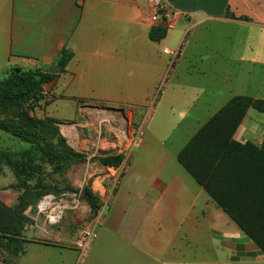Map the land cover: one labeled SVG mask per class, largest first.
<instances>
[{
	"label": "crops",
	"instance_id": "0c3cea01",
	"mask_svg": "<svg viewBox=\"0 0 264 264\" xmlns=\"http://www.w3.org/2000/svg\"><path fill=\"white\" fill-rule=\"evenodd\" d=\"M162 2L180 16L174 29L155 39L158 27L150 16ZM262 36L264 0H0V80L17 67H59L62 52H70L31 112L64 123L61 134L88 157L68 172L75 191L58 195L53 188L50 194L61 197L50 212L61 213L59 220L31 207L30 243L1 264H20L28 252L27 264H77L80 230L66 223L69 214L78 220L80 209L92 211L81 203L85 186L101 211L81 264H264L260 248L178 160L233 97L264 99L258 89L264 88ZM165 50L179 55L173 61ZM171 95L175 106L189 105L157 131L156 111ZM59 101L65 105L56 108L71 107L74 119L48 115ZM250 113L234 138L261 145ZM168 126L186 140L178 150L167 145L172 136L167 142L157 137ZM137 128L141 142L132 152ZM119 154L125 159L118 168L102 162ZM17 197L0 193L8 207Z\"/></svg>",
	"mask_w": 264,
	"mask_h": 264
},
{
	"label": "trees",
	"instance_id": "16d2710c",
	"mask_svg": "<svg viewBox=\"0 0 264 264\" xmlns=\"http://www.w3.org/2000/svg\"><path fill=\"white\" fill-rule=\"evenodd\" d=\"M166 32L156 28L152 37L161 39ZM71 57L64 50L60 65L65 67ZM55 77L41 69L17 67L0 80V130L26 144L17 150L0 145V173L7 167L16 180L11 187L20 193L11 207L0 201V250L12 257L24 254L30 243L25 237L30 222L26 212L55 193L54 186L45 182L46 166L64 174L88 159L69 145L57 119H37L29 111ZM250 109L264 114V99L233 97L190 139L178 160L264 253V141L258 145L234 138ZM124 159L119 154L102 158V162L118 168ZM83 197L95 213L100 210L99 198L92 190L86 188Z\"/></svg>",
	"mask_w": 264,
	"mask_h": 264
},
{
	"label": "rangeland",
	"instance_id": "374dc122",
	"mask_svg": "<svg viewBox=\"0 0 264 264\" xmlns=\"http://www.w3.org/2000/svg\"><path fill=\"white\" fill-rule=\"evenodd\" d=\"M261 47L264 48V36H262V46ZM262 58H264L263 54H262ZM261 77H262V80H263V77H264V72L263 71L261 72ZM258 89H261L259 94L264 96V88L262 87V88H258ZM256 93H258V92H256ZM172 101H173V95L169 96L164 101V103L160 106L159 110L156 111V114H157V116H156L157 120L156 121L158 122V125H157V127H158L157 129L158 130L157 131H159L161 124H164L165 122H167V123L169 122V118H170V120H172V119L173 120L174 119L178 120L179 119L178 114H180L182 111H184L186 109V106L189 105V104H179V105L175 106V104H173L174 102H172ZM62 105H65L62 101L57 102V105L56 104L55 105L54 104L51 105L49 107V110H48V113H49L48 115H59V116L63 117L62 119H65L66 121H71L72 119H74V115L75 114L72 112L71 107H68L67 109H65L63 111H60V110H58L56 108V107H59V106H62ZM190 106L193 107V104L191 103ZM29 111H31V110L29 109ZM55 111H59V112H56V113H60V114H54ZM250 114H251V117L252 116L254 117V119H255L254 125L258 129V131H255L256 140L258 142V141H260L261 139L264 138V127L262 126V125H264L263 124L264 114H261V113L257 112L254 109H251V113ZM31 115H32V112H31ZM32 116H35V115H32ZM36 118L37 119H41V118H38V117H36ZM63 124H62V122H60L58 124L59 128H60V125H63ZM187 129L188 130H186V131H189L190 128L187 127ZM179 130L180 129H177L175 127L174 128L173 127L169 128V126H168L166 128H163L161 134L157 135V137L158 138L162 137V139H164V137H166V139H168L169 136H172V141L167 142L170 139L166 140L167 145H169L174 150H178V149H180V147H182L184 145V143H186V140H185V142H182L185 139L184 136L181 137L180 135H178ZM188 133H190V131ZM263 141H264V139H263ZM140 142H141V139L135 143V145L132 147V152H135V149L138 148V146L140 145ZM0 145L3 146V147H6V148H13V149L15 148L16 150L20 149L22 147H26V144L19 142L18 139L12 137L10 134H8L6 132H3L1 130H0ZM69 145L73 147V145H71V144H69ZM78 165H81V164H78ZM72 168H73V166L70 169H68L64 174H61L59 172H54L53 167L46 166V172L48 174L45 176V182H48L52 186H54V188L56 190H58L57 191L58 195H61L63 192H66V191H70V192L75 191L76 188L72 187L71 182H70V180L67 177L68 172ZM10 180H14V176L11 173V171L7 167H5L4 170L0 173V193H2V192H14V193H16L19 196L20 193L18 191L14 190L11 187L16 182V180L14 181V183H11L12 181H10ZM69 187L71 189H73V190H68ZM86 188H89L91 190L90 187L85 186L83 188V190H82V194H83V191ZM57 199L59 201L61 199V197H57ZM67 199L68 198L65 197V200H67ZM85 201L86 200L83 197V199H81V203L84 205ZM100 205H101V203H100ZM100 211H101V208H100V210L97 213H95L93 210L86 212L83 209H80V211L78 212V215H79L78 216V220L75 219L76 218V214L72 213L71 215L70 214L68 215L69 218H71V219L68 220L66 225L72 224V228L74 226L75 230H76V228L78 230H80L79 242H80V240L82 238V231L87 229V228H91V227L94 226V222L97 220V218L99 216L98 214H99ZM72 218L75 219L74 222L72 221ZM65 220H66V218H65ZM78 246H79V243H78ZM6 254H7L6 252L0 250V264L3 263V261L7 257V255L10 256L9 254H7V255ZM28 254H29V252L25 254L26 256H25V258L22 260V262L20 264H27L28 263L27 262ZM78 257H80V252L78 254Z\"/></svg>",
	"mask_w": 264,
	"mask_h": 264
},
{
	"label": "built area",
	"instance_id": "2783aa9c",
	"mask_svg": "<svg viewBox=\"0 0 264 264\" xmlns=\"http://www.w3.org/2000/svg\"><path fill=\"white\" fill-rule=\"evenodd\" d=\"M180 16L179 12H177L174 8L170 7L167 3H156L154 5V11L153 14L150 16V22L154 25L157 26L158 28L171 30L174 29L177 20L176 17ZM166 54H169L173 57V61L178 57L179 53L178 52H171L170 50H165ZM166 86V83H162V85L158 88V95L161 94L164 91V88ZM133 139H132V144H131V149L135 145L137 141L141 139V130L140 129H135L133 132ZM58 201L57 197L53 195H47L45 196L38 204V210L41 213H47L48 217L53 220H59L61 217L60 214H54L50 213L54 203ZM100 223V217L97 218V220L94 222V226L91 228H87L82 231V238L79 242V249H80V257L78 259L77 264H81L83 261V258L85 256L86 250L89 247L90 242L93 241V239L96 238L97 233H96V228Z\"/></svg>",
	"mask_w": 264,
	"mask_h": 264
},
{
	"label": "water",
	"instance_id": "95a60500",
	"mask_svg": "<svg viewBox=\"0 0 264 264\" xmlns=\"http://www.w3.org/2000/svg\"><path fill=\"white\" fill-rule=\"evenodd\" d=\"M62 71V66L60 65L59 67H54V68H50L45 70L44 72L47 74H59Z\"/></svg>",
	"mask_w": 264,
	"mask_h": 264
}]
</instances>
